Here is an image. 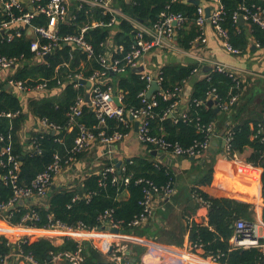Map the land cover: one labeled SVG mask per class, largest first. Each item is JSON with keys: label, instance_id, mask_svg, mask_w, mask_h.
<instances>
[{"label": "trees", "instance_id": "obj_1", "mask_svg": "<svg viewBox=\"0 0 264 264\" xmlns=\"http://www.w3.org/2000/svg\"><path fill=\"white\" fill-rule=\"evenodd\" d=\"M49 1L43 0L42 4ZM117 1L118 7L124 15L145 25L157 22L163 12L183 14L187 18V23L179 30L177 41L179 46L184 49H190L200 34L199 28L194 24L198 6L190 0L187 2L183 0ZM209 1L211 0H201L202 4ZM222 2L225 13L221 24L228 31L229 43L242 53L246 52L250 45L249 37L246 34V25H248L251 37L260 47H264V30L259 25L252 22L240 24L239 21L235 22L233 19L234 14L241 6L246 5L252 8L253 5H256L264 9V2L260 0H222ZM15 14L19 15V12L15 11ZM3 19L8 20L9 17L6 13L0 12V20ZM110 21V14H105L101 9L83 5L81 9L74 8L72 19L61 24L59 29L62 36H69L78 35L83 27L89 26L85 38L93 46L96 55L103 54V44L111 36H113L116 44L124 46L125 52H128L133 44L137 29L124 18H119L118 23L113 28L107 27ZM32 22L34 25L46 27L48 20L45 16L38 15ZM94 22L104 25L94 27ZM32 39L26 33L23 38H14L8 41L7 35L3 33L0 35V54L8 58L20 59L24 57L30 59L33 57L31 52ZM64 65H68V67ZM99 69L102 68L96 58L88 60L86 54L80 50H73L71 46L66 45L49 56L46 64L32 67L23 65L15 68L8 79L13 78L16 81L26 82L30 87H34L41 79L49 82L51 93L42 99L30 101L28 111L37 118H47L50 122L61 127L56 134L48 131L34 133L28 142L29 149L25 148L20 137L21 128L28 114L23 113L22 102L12 90L13 88H7L8 83L6 81L0 82V112H21L15 119L0 118V135L11 133L12 152L20 160L23 158L19 173L21 184L29 185L38 174L53 163L55 155L59 154L63 157L68 155L78 135V129L69 131L68 113L71 106L75 104L77 97L86 93V88L76 89L73 84L66 81L70 75L73 76L80 72L85 79H88ZM195 69L196 65H168L162 68L163 88L165 90H182L184 85L195 75ZM109 77L111 78V75ZM117 78V89L123 94L122 105L124 109L140 108L142 105L140 94L147 88V83L141 79V74L137 70H131L125 75H118ZM61 84H64V88L61 95L56 97L55 89H58ZM234 87V78L221 72L212 71L205 78L198 80L189 99V118L187 120L178 118L179 114H175L174 110L170 112L173 113V116L170 117L169 115L173 102L180 100L181 92L173 100L166 101L158 97L159 104L154 108V118L151 119L153 134L164 135L169 141L179 143L184 147L190 146L195 140L210 138L211 134L205 130H199V127L215 124L219 117L215 109L208 106L209 93L215 90L221 101H228L231 93H235ZM176 119L177 122H175ZM79 122L88 127L98 124L95 112L89 107L84 108V114ZM107 123L110 132L122 127L115 118L108 119ZM262 125L264 126V120L255 122L254 127L250 121L246 120L228 132L231 134L229 145L232 153L242 154L247 148L253 150L252 158L262 171L261 186L264 197V134L261 131ZM6 145L5 141L0 142V148ZM150 153L152 154V152ZM83 154L77 155V159ZM124 167L125 171L120 175L132 176L128 185H124L123 182L113 183L112 175L103 176L95 173L80 181L73 188L49 191L47 199L45 201L38 200V204L17 206L9 211L10 222L12 224L19 223L23 215L33 209L42 218V221L37 224L39 228L44 227L49 215L69 226L82 222L86 226L94 228L102 225V215L112 211L115 220H122L127 225L142 211L140 202L143 199L144 184H136L137 179L145 178L162 187L169 183L174 184L175 178L168 168L156 165L147 158L127 161ZM7 171V168L0 166L1 175H6ZM213 179V172L210 170L196 188L197 195L209 203V224L207 226L192 225L190 232L193 244L200 246L205 251V257H212L219 264H264V252L261 250L255 248L237 249L230 243L235 233L234 223L238 219L247 220L251 205L225 196L211 195ZM101 182H103L102 185ZM80 185H82L81 191L79 190ZM80 192H82V196H80ZM12 197V187L0 180L1 200L9 203ZM19 245L24 254L33 255L39 264H52V254L77 249V243L74 240H67L63 245L57 247L49 240L34 235L26 237L24 242ZM16 249V244H12L5 236H0V264ZM84 255V264L108 262L105 254L90 245L86 246Z\"/></svg>", "mask_w": 264, "mask_h": 264}, {"label": "built area", "instance_id": "obj_2", "mask_svg": "<svg viewBox=\"0 0 264 264\" xmlns=\"http://www.w3.org/2000/svg\"><path fill=\"white\" fill-rule=\"evenodd\" d=\"M72 0H50L42 4L43 0H29V3L24 4L21 0H0V12L6 13L9 17L8 20H0V35L6 34L7 40L11 41L14 38H23L27 33L31 36V52L33 57L30 59L22 58H8L0 54V71L9 70L13 74L18 66H36L46 64L47 55L51 56L57 50L61 49L63 45L71 46L73 50H80L87 55L88 60L97 59L102 69L96 70L88 79L83 77V74L75 73L69 76L68 82L73 84L76 89L85 87L81 83L82 80L91 82L92 86L89 89L90 101H86V94L79 95L74 105L71 106L69 116V131L78 129V135L75 139L72 149L66 157L55 155L53 163L47 167L46 170L36 176V178L29 184L23 185L20 183L19 173L21 167V160L12 152V134L0 135V142H6L5 147L0 148V166L7 168V174L1 175L0 180L10 185L13 189V197L9 203H5L0 198V222H10L11 215L9 210L13 206H17L21 201L40 200L45 201L49 195L50 188L54 180L64 171L68 169L77 161V155L91 150L95 145L110 147L116 143L124 141L128 136L129 121L132 118L138 122V130L136 131L137 140L144 146L152 147L160 152L171 154L175 157H201L204 156L209 148L211 139L215 132V124H210L207 127H199V130H205L210 135V138L204 140H195L190 146L184 147L179 143L169 141L164 135L153 134L151 119L154 118V108L158 106V97L164 100H173L179 96L181 89L165 90L162 86L164 78L161 70L152 73L150 71L141 72V79L147 83V88L141 92L140 97L142 105L140 108H132L125 110L122 101L123 94L118 89L112 87L109 77L112 73L115 76H121L129 73L131 70H137L140 67L141 60L150 52L157 49L169 48L174 50L177 48L176 40L177 33L186 23L187 18L183 14H174L163 12L159 16V20L151 25L142 24L134 19L125 17L121 12L113 8L112 0H75L78 2V8L81 9L84 4L92 8H100L105 14L111 15V21L107 27L113 28L119 18L128 20L136 29L137 33L134 37L131 49L125 52L124 46L114 45V51L117 55L103 53L96 55L93 46L87 42L85 33L89 26L81 29L78 35L62 36L60 33V25L70 21L69 17V3ZM176 1V0H174ZM187 2L189 0H183ZM192 1V0H190ZM210 9L209 18L206 17V10ZM19 12V15L15 14ZM225 13V7L222 0H211L207 3L200 4L197 8L195 24L200 30V35L195 43H206L205 28L209 23L213 26L218 37L221 39L223 47L226 51L234 55H240L242 52L234 48L229 43L228 31L223 28L221 22ZM43 15L47 18L48 23L46 27H41L33 24L36 16ZM243 18L245 22H252L259 25L264 30V9L260 6L253 5L252 8L244 5L234 14V21L238 22ZM104 24H94V27L103 26ZM31 32V34H30ZM110 38H113L111 36ZM109 41V40H108ZM107 41V42H108ZM106 42V43H107ZM105 44H103L104 48ZM107 46V45H106ZM105 46V47H106ZM212 62V61H210ZM213 72H221L229 74L235 80V93H231L228 101H221L220 97L215 90L209 93L210 100H213L216 108L222 111L229 112L232 108L239 103L241 91L243 88V79L231 67L220 62L210 63ZM68 67V65H64ZM59 67L57 68V70ZM195 73L197 69L194 70ZM43 80V81H41ZM34 86L30 87L23 81H16L13 78L8 79L7 83L10 88L16 89L17 93L21 95H33L35 97L40 94H49L51 89L49 82L41 79ZM157 82L160 90L155 92L151 98L147 97L151 84ZM60 84V82L58 81ZM62 87V84L58 89ZM19 97V96H18ZM34 98V97H33ZM39 98V97H37ZM118 98L122 106H118L115 99ZM209 100V101H210ZM22 102V101H21ZM201 104V103H199ZM25 113L28 111V105L22 104ZM91 108L96 115L98 124L93 127H88L79 120L84 114V108ZM179 107V100H175L172 104V109L169 115H172V110ZM188 110L179 113L178 118L187 120ZM17 113H1L0 118L7 117L15 119L20 115ZM30 114V113H29ZM35 117V116H34ZM115 118L122 125L119 130L110 132L108 126V119ZM177 122V119L175 120ZM35 133L44 131L55 132L61 129L60 126L50 122L47 118L35 117ZM32 139V138H31ZM231 134L226 133V153L229 158L237 159L238 153L230 151ZM125 171V167L108 165L102 171L98 172L103 176L112 175V182H123L128 185L132 176H121L120 174ZM103 182H101V185ZM136 184H144L143 186V199L140 202L142 211L139 215L135 216L127 225L122 220H115L112 211L106 212L101 217L102 225L100 227L90 228L84 223H78L74 226H69L62 221L56 219L54 216L47 217V223L43 229L61 233L65 241L74 240L77 243L75 251H64L52 254V264H84L85 255L84 251L86 246L90 245L92 248L98 250L107 257L110 264H130L131 246L123 240H115L108 249L103 248L99 242H96L86 237L91 234L108 231L116 236L123 234L129 230H137L144 227L151 217L154 215V196L164 195L170 197L175 191L173 183L166 186L159 187L151 180L140 178L136 180ZM197 195V194H196ZM197 201L204 207H209L201 196H195ZM42 218L36 210H30L25 213L20 222L14 225L27 226L37 228ZM11 223V222H10ZM12 224V223H11ZM235 233L232 238V245L234 248L249 250L259 249L264 252V242L257 233V226L251 221L245 219H238L234 224ZM118 230L119 233H115ZM25 238L18 240L15 244L17 249L12 255L6 257L2 264H11V261L24 260L27 264H39L33 255H26L20 248V243L24 242ZM10 241V240H9ZM195 248H201L194 245ZM189 255L184 254L182 260L188 263ZM214 262H217L211 257Z\"/></svg>", "mask_w": 264, "mask_h": 264}, {"label": "crops", "instance_id": "obj_3", "mask_svg": "<svg viewBox=\"0 0 264 264\" xmlns=\"http://www.w3.org/2000/svg\"><path fill=\"white\" fill-rule=\"evenodd\" d=\"M260 1L264 2V0ZM21 2L27 4L29 0H21ZM112 6L123 14L118 7L117 0H112ZM77 7V1H70L69 12H72V15H69L70 20L74 15V8ZM124 16L128 17L127 15ZM247 23L244 21L240 24ZM94 24L98 23L94 22ZM246 34L249 37L250 44L248 50L240 55H234L225 50L213 26L208 23L205 28L206 43H195L198 36L190 49H184L179 46L176 40V49H157L141 60L139 68L152 73L168 65H196L197 72L181 90L179 107L174 110L175 114L188 109L189 99L195 83L213 71L210 64L212 62H220L231 67L243 79L239 103L229 112L218 108L220 111L217 112L219 117L214 125L215 132L211 139L210 148L204 156L197 158L175 157L144 146L137 140V122L132 118H128V136L124 141L107 148L95 145L77 159L74 166L64 169L52 184L55 187L54 190L73 188L80 181L102 171L110 164L123 167L127 161L136 158H147L156 165L168 168L175 178V191L170 197L164 195L154 196L155 213L144 227L126 231L119 236L108 231L98 232L86 237L87 239L99 242L105 249H108L115 240L127 242L132 248L131 257L136 259L135 264H219L214 262L211 257H205V251L202 248H195L190 232L193 224L204 226L209 224V207L202 206L195 196H197L196 188L201 180L207 172L212 170L214 179L211 195L225 196L250 204L247 220L256 224L257 233L264 241L262 171L252 158L253 150L251 148H247L244 153L238 154L236 160L229 158L225 150V136L231 128L246 120L250 121L252 127H254L255 122L264 120V47H260L251 37L248 25H246ZM113 43L117 45L114 38H109L103 51L115 56L117 54H115ZM9 75V70L0 71V82H7ZM117 77L111 74L110 83L116 90ZM63 85L60 89H55L56 97L61 95ZM7 88L12 89L9 86ZM85 88L86 93L89 94L90 88L86 85ZM12 90L19 96L22 104L26 105L32 100L42 99L48 95L40 94L37 98L33 95H21L16 92V89ZM25 113L28 114V117L21 128L20 137L25 144V148L29 149L28 142L35 133L36 126L34 115L29 114L27 111ZM261 131L264 134L263 125ZM154 151L163 154L164 158L150 153ZM74 169L80 170V175L74 174ZM29 204H38V201H26L21 206H28ZM31 235L47 239L57 247L65 243L61 233L49 232L39 227L32 228L14 225L5 221L0 222V236H5L12 244ZM232 238L230 240L231 244ZM184 254L190 256L188 257V263H184L182 260ZM11 264L27 263L24 260L14 259Z\"/></svg>", "mask_w": 264, "mask_h": 264}, {"label": "water", "instance_id": "obj_4", "mask_svg": "<svg viewBox=\"0 0 264 264\" xmlns=\"http://www.w3.org/2000/svg\"><path fill=\"white\" fill-rule=\"evenodd\" d=\"M192 2H193L195 5H197V6H199V5L201 4V0H192ZM69 15L71 16V15H72V12H71ZM209 16H210V9H207V10H206V17L209 18ZM243 22H244V20H243V18H241L240 21H239V23H243ZM30 34H31V32H30ZM45 58H46V59L49 58V55H47ZM137 71H138L139 73H141V72H143V69H142V68H139V69H137ZM112 75H115V74L112 73ZM81 83L84 84V85H86L88 88H91V86H92L91 82H88V81H86V80H82ZM159 90H160V86L158 85V83H157V82H153V83L151 84V88H150V90L148 91L147 97L151 98L152 95H153L155 92L159 91ZM86 101H87V102L90 101V95H89V94L86 95ZM115 102L117 103L118 106H122L121 103L119 102L118 98L115 99ZM215 105H216V103H215L213 100H210V101L208 102V106H209V107L214 108L216 112H219L220 110H219L218 108H215ZM171 116H172V115H170V117H171ZM138 125H139V124H138V122H137V125H136V131L138 130ZM54 134H55V132H54ZM225 144H226V142H225ZM152 155L160 156L161 158H164V157H163L164 155L161 154V153H159L158 151H154V152H152ZM22 160H23V158H21V164H22ZM54 189H55V187L52 186V188L50 189V192L54 191ZM79 190H80V191L82 190V185L79 186ZM82 195H83L82 192H80V196H82ZM25 202H26V201H21V202L18 203L17 206H21V205H23ZM17 206H13V207H11L9 211L15 209ZM115 233H119V231L116 230ZM130 254L132 255V251H131ZM135 262H136V259L133 258V257H130V264H135ZM103 264H110V263L107 262V263H103Z\"/></svg>", "mask_w": 264, "mask_h": 264}, {"label": "rangeland", "instance_id": "obj_5", "mask_svg": "<svg viewBox=\"0 0 264 264\" xmlns=\"http://www.w3.org/2000/svg\"><path fill=\"white\" fill-rule=\"evenodd\" d=\"M50 93H51V91H50ZM50 93H49V94H50ZM80 172H81L80 170H78V169H74V172H73V173H74V174H78V175H80V174H79Z\"/></svg>", "mask_w": 264, "mask_h": 264}]
</instances>
